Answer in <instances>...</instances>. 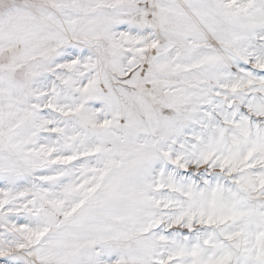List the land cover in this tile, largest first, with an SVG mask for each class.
<instances>
[{
    "label": "snow or ice",
    "instance_id": "obj_1",
    "mask_svg": "<svg viewBox=\"0 0 264 264\" xmlns=\"http://www.w3.org/2000/svg\"><path fill=\"white\" fill-rule=\"evenodd\" d=\"M0 264H264V0H0Z\"/></svg>",
    "mask_w": 264,
    "mask_h": 264
}]
</instances>
